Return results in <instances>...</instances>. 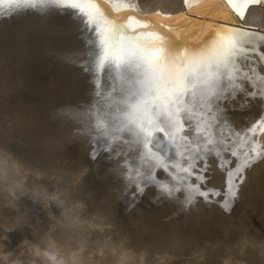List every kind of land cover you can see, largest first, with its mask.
I'll use <instances>...</instances> for the list:
<instances>
[{"label":"rangeland","instance_id":"rangeland-1","mask_svg":"<svg viewBox=\"0 0 264 264\" xmlns=\"http://www.w3.org/2000/svg\"><path fill=\"white\" fill-rule=\"evenodd\" d=\"M191 43L194 45L196 40L191 39ZM195 49L197 46L190 47L189 51ZM56 61L55 68H51L54 88L66 89L64 56ZM223 91L203 111L195 101L186 105L187 117L182 111L180 119L187 122L190 117L193 123L192 127L176 135L175 154L172 142L164 140L159 132L154 134V143L160 137L158 151L166 162L163 168L152 167V161L146 158L141 148L139 150L140 146L131 134L121 132L105 137L100 136L99 129L94 127L83 130L80 125L81 129H77L73 117H76L79 106L74 109L60 106L59 112H64L65 117L63 122L69 126L58 123L61 130L72 132L71 139L65 143L72 154L69 152L68 157H62L59 154L64 152L53 151L51 154L57 153L54 161L49 159V153L41 156L38 149L34 154L33 150L21 154L24 169L34 166L37 169L35 174H46L40 178L42 183H36L35 175H31L30 183L24 184L22 190L13 186L15 174L0 166V199L4 201L0 200V264H264V158H259L264 153V106H253L254 103L247 101V93L257 91L251 85L242 89L240 96L232 98H224L227 91ZM91 113L97 114L93 108ZM86 114L89 116L88 112ZM4 115L0 120L4 119L0 124V144L11 150L14 147L8 139L18 138L12 125L15 119ZM193 129L195 136L191 135ZM96 132L97 140H88L89 134ZM185 134L199 147L193 146L191 151H186L188 141L183 139ZM127 137L133 138L136 144L133 140L129 143L131 139H123ZM250 137L253 140H248ZM124 140L130 145H125ZM207 140L212 143L207 144ZM70 143H74L73 146H69ZM233 146L238 151L239 146L241 149L235 152L238 156L235 154V160L230 163L229 148ZM126 147L131 155L126 152ZM255 147L256 153H260L257 157ZM114 148L120 150L113 152ZM247 153H250L249 157ZM39 154L41 158L35 157ZM136 155L139 163L133 162ZM185 156L188 160L184 159ZM245 160L250 162L247 166ZM119 162L121 167L117 166ZM177 163L181 167L188 165L189 171L195 173L187 176L189 184L199 185L201 190L210 189L216 194L210 192L209 199L197 194L189 204L186 194L178 191L174 183L177 173L172 171V165ZM218 163H225L226 167L221 168ZM134 164L139 165L134 167ZM133 167L135 171L131 169ZM238 169L242 171L237 172ZM149 171L151 176L146 180ZM133 173L139 174L135 180L131 179ZM136 183L140 184L138 188ZM233 185L236 195L232 197L230 210L226 211L224 203ZM11 206L14 207L11 209Z\"/></svg>","mask_w":264,"mask_h":264},{"label":"bare ground","instance_id":"bare-ground-1","mask_svg":"<svg viewBox=\"0 0 264 264\" xmlns=\"http://www.w3.org/2000/svg\"><path fill=\"white\" fill-rule=\"evenodd\" d=\"M98 2L100 8L108 18V23L111 21H118L121 24L129 25L137 32L159 34L163 39L158 42L156 47L171 43L177 48L185 49V54L189 52L190 47H208L210 39H215L213 33L224 25H228L233 30L239 29L247 31L253 41V45L251 46L253 50L238 58L237 68L239 71L236 72L231 81L226 78L221 81L220 90L218 94L213 97V100L220 97L224 92L223 90L227 91V94L223 96L224 98L240 96L239 92L247 87V85H251V87L253 86V89L257 91L255 94L249 95V93H247L249 98H245L249 99L247 101L254 103L253 106H264V2L250 3L247 6L243 18L235 16V13L226 4H222L220 0H188L187 3L185 0H98ZM71 12L72 10H65L64 14L53 12L48 15H38L34 12H28L23 15L0 17V120L2 115L5 117L4 114L8 115L11 120L15 119L12 125L18 135L16 136L18 137L17 139H8V143L14 147L11 150L9 149L10 151L4 149V147L2 148L0 144V166L2 169L4 168L9 172H13L12 174H15L13 186L17 188L16 190H22L24 184L25 186L26 184L28 185V182L32 178L31 175L33 177L35 175L36 183H42L40 178L46 175L45 172H40V176L35 174L34 170L37 169L34 168V166L30 167L28 170L24 169L25 164L22 160L23 155L21 154H28L32 150L34 154V150L38 149L42 154L41 156L48 155L47 153H49L51 157L48 158H53L52 160L54 161L56 158H54V156H56L57 153L55 155L51 153H53V151L55 153V151L59 150L60 153L64 152L59 154V156L68 157L70 151H68V145L65 143L71 139L70 134L72 132L69 133V131H66V133L61 130L58 122H62L68 126L69 124H67L66 121L63 122L65 117L63 114L64 112H59L60 106H71L73 109L75 106H79L78 112L76 111V117L73 115L76 123L74 124L76 126L78 125L76 127L77 129H81L80 127H82L83 130H85L86 127L103 129L109 126L108 121L101 119V116H99V110H101V108L97 107V104L101 100H106L111 96L118 95L114 89L113 74L106 72L104 69L97 68L95 65H90V54L85 48V41H87L89 45H93L94 52L95 30L91 28L85 29L82 18H73ZM101 26H106L103 21L101 22ZM191 39L196 40L194 45L191 43ZM60 56H64L66 61L65 69L67 73L64 72V78H66L67 87L66 89L59 88L56 90L53 85L51 68H55L53 64L57 62L56 60H58ZM85 69L88 70L86 71ZM93 102H95V105H93ZM28 105L30 106L27 107ZM92 108L97 114L91 113ZM86 112L89 113V116H87ZM96 119H99L98 123H96ZM3 120L4 119H2V121ZM78 120L79 123L77 124ZM256 120L258 119L254 121ZM71 129L73 130V128ZM77 129L75 131H79ZM10 131L9 134L12 133H10ZM97 132L94 135L90 133L88 140L92 139L93 142H95L97 140ZM78 134H80V132ZM257 136H259V132ZM78 139L80 138L78 137ZM123 139H131L130 142L127 141L129 143L133 140V138L130 137ZM92 140L87 142V144H90ZM248 140H253V138L250 137ZM124 141L125 145H130L126 143V140ZM75 143L78 144V142ZM134 143L136 144L135 141ZM72 144L74 143H70L69 146ZM45 148L49 149L46 151ZM72 148L73 147H71V149ZM77 149H79V147ZM115 149L116 148H114L113 152L120 150ZM238 149L240 151V146ZM255 149L257 150L256 147L253 150L255 151ZM136 150L135 152H138ZM239 151L234 146L229 148L230 163L235 160V154ZM77 152L79 151L77 150ZM126 152H128V148ZM256 152L258 151H255V153ZM70 153L72 154V152ZM122 153L123 150L121 151V155ZM130 153L128 152L129 155H131ZM124 154L126 153L124 152ZM248 154L250 155V153H247V156ZM257 154L260 153H256V157L258 156ZM236 155L238 156V154ZM41 156L39 154L35 157L41 158ZM121 157L119 156V158ZM135 157L138 158V155L133 158ZM45 158L47 157L45 156ZM137 158L133 160L134 163H139L136 161ZM259 158H264V153ZM111 160H108L110 164ZM49 163L51 164V161ZM50 164H48V166ZM110 164H108L109 167H111ZM33 165L35 164L33 163ZM85 165H87L86 162ZM130 165L131 163L129 166ZM134 165V167H136L139 164ZM112 166L114 167L113 164ZM117 166H120V162L117 163ZM129 166L127 164V167ZM217 166H221V168L226 167L225 163L224 165L218 163ZM134 167L131 169L133 170ZM106 170L107 168L104 173L107 172ZM137 174L138 173L134 174L131 179L135 180L136 177L139 176V174ZM139 185V183H136L137 188ZM153 190L156 191V189ZM145 193L148 192L145 191ZM157 193L159 192L157 191ZM154 196L157 195L154 194ZM128 200L131 201V199ZM145 200L146 199H144V201ZM150 203H152L151 200ZM18 206L19 203L16 207ZM13 207L11 206L10 208L12 209ZM166 210L168 212V209ZM38 212H36V214ZM43 216L44 215L41 214L42 218ZM35 217L37 218V216ZM36 221H38V219ZM57 221L59 222V220Z\"/></svg>","mask_w":264,"mask_h":264},{"label":"snow or ice","instance_id":"snow-or-ice-1","mask_svg":"<svg viewBox=\"0 0 264 264\" xmlns=\"http://www.w3.org/2000/svg\"><path fill=\"white\" fill-rule=\"evenodd\" d=\"M220 2L243 18L250 3H261L264 0ZM65 10H72L73 18L81 17L85 29L95 30L94 52L93 45L85 41L90 65L113 74L114 89L118 95L97 104L101 108V119L107 120L109 125L99 129L98 134L105 137L116 136L121 132L131 134L146 158L152 161L153 168H163L166 163L158 151L160 137L154 143V134L159 132L164 140L172 142L175 154L176 135L192 127L193 123L190 117L187 122L181 120L180 113L183 111L187 117L186 105L193 101L203 111L218 94L221 81L225 78L231 81L239 71L238 58L253 50V41L248 32L233 30L228 25L213 33L215 39H210L208 47L201 46L185 54V49L171 43L156 47L163 39L159 34L137 32L118 21L108 23L98 0H0V17L28 12L38 15L53 12L64 14ZM102 21L106 26H101ZM195 134L193 129L191 135ZM183 139L188 141L186 151H191L193 146L199 147L189 140L188 134ZM206 143L211 144L212 141L207 140ZM184 159L188 160V157ZM248 163L249 160H245L244 165ZM172 171L177 173L174 176L177 190L186 194L189 204L197 194L205 199L210 198V192L216 194L210 189L201 190L199 185L187 182V176L195 174L189 171L188 165L181 167L177 163L172 165ZM240 171L242 169L237 170ZM150 176L149 171L146 180ZM163 187L167 191V187ZM168 194L171 195V192ZM235 195L233 185L224 203L226 211L230 210Z\"/></svg>","mask_w":264,"mask_h":264},{"label":"water","instance_id":"water-1","mask_svg":"<svg viewBox=\"0 0 264 264\" xmlns=\"http://www.w3.org/2000/svg\"><path fill=\"white\" fill-rule=\"evenodd\" d=\"M251 4H252V3H251ZM254 5H255V4H254ZM146 16H149V15H146ZM235 16L238 17V15H236V14H235ZM263 25H264V18H263ZM231 27H233V26H231Z\"/></svg>","mask_w":264,"mask_h":264}]
</instances>
